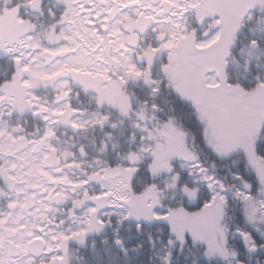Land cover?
<instances>
[{
	"label": "trees",
	"instance_id": "obj_1",
	"mask_svg": "<svg viewBox=\"0 0 264 264\" xmlns=\"http://www.w3.org/2000/svg\"><path fill=\"white\" fill-rule=\"evenodd\" d=\"M12 3L20 7L21 22L32 27L49 24L44 3L38 10L29 0ZM3 4L0 0V10ZM247 13L217 85L202 79L190 87L185 69H170L143 82L118 66L114 84H105L102 97L89 99L86 89L79 90V100H91L90 107L73 104L71 112L66 108L56 115L51 148L73 146L93 177L83 208L74 211L79 215L92 207L87 213L92 224L80 233L78 251L68 264H264V113L248 149H216L210 134L236 89L243 94L264 87V0H257ZM4 15L7 20L13 16ZM9 53L0 50V116L12 124L11 113L16 112L10 111L12 103H5L7 87L23 76ZM18 87L24 100L30 90L44 106L55 104L48 81L27 90ZM22 96L14 101L25 111L19 130L41 140L44 114L30 106L32 111L28 100L21 106ZM94 101L97 105L92 106ZM94 108L97 115L90 112ZM89 115L93 121L72 126L71 118ZM112 178L120 181L124 193L115 199L117 206L111 202L114 194L120 195L103 186ZM5 180L1 170L0 210L8 190ZM183 189L195 194L194 202ZM180 224L216 228L221 245L212 233L211 239L197 238Z\"/></svg>",
	"mask_w": 264,
	"mask_h": 264
},
{
	"label": "flooded vegetation",
	"instance_id": "obj_2",
	"mask_svg": "<svg viewBox=\"0 0 264 264\" xmlns=\"http://www.w3.org/2000/svg\"><path fill=\"white\" fill-rule=\"evenodd\" d=\"M1 1L4 4L0 10V50L18 51L20 50V46L17 44L18 40L23 36H31L30 30L32 29L30 28L32 26L20 21V7L12 3L21 0ZM43 1L49 23L46 39L55 28L64 25L62 15L65 5L71 2L72 6L77 7L80 23L84 27L82 29L90 30L88 36L93 40L98 39L95 46L97 50H102L104 58L94 60L93 64L108 68V72H106L108 82L115 81L118 66L124 71L132 72L137 79L143 82H148L151 77L158 79L171 71L170 69L182 70L193 65L198 67L201 65L200 68H206L208 66L200 59L206 53L209 55L216 51L222 44L228 51L244 18L241 12L243 0H238V4L234 0ZM4 14H12V19L7 20ZM232 32L234 33L232 34ZM62 44L58 38H55L54 43H46L44 46L57 51L56 47L63 46ZM203 44L205 45L200 46ZM73 54L74 50L59 51L48 62L52 65L56 62L66 61ZM226 60L227 56L225 59L220 57L217 61L215 60L213 67L221 66L222 68L218 72L210 69L206 74L214 77L216 85L222 81L221 75H223V68L227 63ZM13 63L16 64L14 61ZM65 67H68V64H65ZM62 72L58 78L72 82L70 95L73 103H71L72 101L67 103L66 96L64 101L60 100L62 104H66L64 109L68 108L71 112L73 104L78 107H90L91 100L87 102L79 100V90L84 88L78 82L80 80V77L77 78L78 74L73 73L74 78H71L68 70ZM14 76L13 74V78ZM119 77L123 76L119 74ZM46 81L51 83L53 89L55 79ZM13 83L9 86L12 87ZM9 86L7 87L8 95L10 94ZM105 89V84L94 86V89L92 88L88 92L89 99L91 95L95 99L102 97ZM96 102L94 101L92 106L97 105ZM30 109L33 110L31 107ZM95 109L97 108L90 112L98 114L99 111H95ZM23 122H25L24 117H22ZM22 136L26 137L18 133L15 139ZM26 138L29 147L42 144L43 148L36 154L35 159H40L42 169L52 174L55 181L47 183L49 191L42 189L36 191H39L38 196L42 200L41 203H37L38 200L36 201L34 198H26L25 203L29 202L31 207L23 210L22 205L12 209L13 212L19 213L20 223L26 221V223L31 222L32 226L36 225L34 227L36 230L33 231L36 235L35 238L28 239L24 247H21L19 242L22 227L15 230L17 233L15 236L9 238L4 235L3 231L9 229V226L6 223H0V264L19 262L24 257L29 259L28 264H68V259L74 258L73 251H78V246L75 245L80 233L92 224L91 216L88 217L87 214L91 213L92 207L88 206L87 213L85 210L79 215L74 214L76 209L82 207L83 200L87 195V182L93 178L91 169L84 164L85 158L82 159L80 156L74 155L75 148L73 146L62 151L52 148L45 151L44 143ZM73 145L75 146L74 143ZM79 151L82 150L79 149ZM49 157H52L54 161L47 166L46 161ZM23 164L24 162H22ZM26 166L28 171L31 165L26 164ZM80 223H82L81 231H73L72 228H76ZM51 232L65 234L64 238L57 241L56 247H54V254H57V258L52 262L46 258L50 255L47 252L46 238ZM36 240L42 241V250L38 257L33 258L30 256L29 245ZM11 246L18 248L19 255L17 257L10 255ZM4 252H6L5 255Z\"/></svg>",
	"mask_w": 264,
	"mask_h": 264
},
{
	"label": "rangeland",
	"instance_id": "obj_3",
	"mask_svg": "<svg viewBox=\"0 0 264 264\" xmlns=\"http://www.w3.org/2000/svg\"><path fill=\"white\" fill-rule=\"evenodd\" d=\"M248 1H251L250 5L247 3ZM30 2L33 3L29 6H32L33 9L37 10L43 3H45L43 0H31ZM234 2L238 4V0H234ZM254 2L257 3V0H245V2L243 0V4L245 3L247 8L246 5H244V9L242 6L241 12L243 16L246 14V19L249 18V13H247L249 9L255 6ZM62 17L64 18V25L55 28L53 33L49 35L48 39H46L48 25L45 27L42 25L39 27L33 26L30 28L32 29L30 30L31 36H23L18 40L17 44L20 46V50L9 51V55L13 57L15 62H18L19 71L23 77L19 79V83H14L12 87L9 86L10 96L9 98H5V103L13 102L10 109L11 112H16L11 113L13 123H8L9 120L7 118L6 120H2L0 116V171L3 170L6 173V180L2 184L5 185V189H8L4 204L5 206L3 207L4 209L0 210V223H6L9 226V229L13 231L22 227L21 235L19 236L21 247L25 246L28 239L35 238L36 235L33 231L36 230L34 228L36 225L32 226L31 222L26 223V221L20 223L19 213L13 212L12 209H14L15 206L21 207L24 205L26 198H34L36 201L38 200L37 203H41L42 200L38 196L39 191H36L39 189L49 191L46 185L48 182L55 181V177L42 169L40 159H35L36 155L31 153L32 147H29L21 153H15L12 150L11 142L16 138L18 133L22 134L19 127L21 126L22 116L25 114V111L18 106V102H14L23 95V92L18 85L23 86L27 90V87L34 86L36 83L38 84V82L42 83L49 79H55L53 91L57 94V97L54 100L55 104L53 106H44L38 101V99H36L30 90L26 93L25 97V100H28L29 102L28 107L33 106L36 111L44 114V116L40 117L44 122V135L41 137V140H38V142L44 143V150L48 151V149L52 147L50 141L51 126L56 119V115H58L66 106V104H62L59 101V98L67 96V103L69 100L71 101L70 92L72 82L58 78L61 73H63L62 71L68 70L70 76H74L73 73H77L79 77H83V80H80L83 84L82 87L84 88L82 91L86 89L87 93L90 91L89 87L91 85V88L94 89V86L97 87L101 84H114V82H108L106 79V72H108L107 67L93 64L94 60L103 57L102 50L96 49L95 42L98 39L93 40L88 36L90 30L82 29L84 27L83 24L80 23L77 7L72 6L71 2H68V4L65 5ZM233 33L234 32H232V34ZM55 38H58V41L63 43V46L60 45L56 47L58 48L57 51L48 49L44 46L46 43H54ZM45 40L46 42H44ZM204 45L205 44L200 46ZM225 49L226 46L222 44V46L218 47L216 51L211 52L209 55L206 53L205 56L200 59L202 60L201 62L208 67L200 68L201 65H199V67L193 65L192 67L185 69L184 72L188 73V77H186L187 79L185 81L189 82L190 87L196 86L199 80L201 81L202 79H205L210 86L216 85L214 84L216 82L214 77L207 76L206 74L208 70L215 69V67H213L215 60L217 61L220 57L225 59L227 53V50ZM65 50H74V54L69 56L66 61L56 62L52 65L49 64V59L53 58L56 52ZM106 53L110 54L108 51H106ZM65 64H68V67H65ZM104 81L107 82L105 83ZM18 90H20V93ZM229 98H232L231 102L225 103L222 106L223 114L220 117L218 125L213 128L210 134L213 142H215L216 149H248L249 139L254 138L255 133L257 132L258 123L264 113V87H259L257 90L245 92L243 94L239 93L236 89ZM90 99H93V97H90ZM25 100L24 96H22L19 104L22 106L25 104ZM93 119V115H89L85 118L73 117L70 121L73 127L80 128L84 124L93 121ZM22 162L31 165L28 171L25 169L26 171L24 172L20 169ZM256 171L259 172L260 175H263L262 168H258ZM103 186L106 190H112L114 193L120 195L116 196V194H114L111 202L112 206H117L115 199L124 195L120 181L114 178L110 180L108 179ZM182 193L187 195L191 202L195 201L194 193H188L185 189L182 190ZM81 225L82 223H80L73 231L80 232L82 229ZM176 225H178V223ZM196 225L197 226L195 227L194 225L180 224V227L184 230L188 229L186 231L197 238H210L208 235L212 233V236L215 237V241L220 244V234H217L218 232L216 231V228L210 229L203 225ZM207 225L209 224L207 223ZM64 236V233L51 232L46 238L48 242L47 252L50 253L46 258L50 259L51 262L57 258V254H54V247H56L57 241L62 240ZM5 254L6 252H4V255ZM28 263L29 259L27 257L22 258L19 262H11V264Z\"/></svg>",
	"mask_w": 264,
	"mask_h": 264
},
{
	"label": "water",
	"instance_id": "obj_4",
	"mask_svg": "<svg viewBox=\"0 0 264 264\" xmlns=\"http://www.w3.org/2000/svg\"><path fill=\"white\" fill-rule=\"evenodd\" d=\"M65 54V53H64ZM64 54H61V56H64ZM66 99L65 96H62L60 98L61 101H64ZM28 141L25 137H20L18 139H15L12 141L11 143V147H12V150L13 152L15 153H21L23 152L24 150H26L28 148ZM42 150V145L41 144H36L33 148H32V154H38L40 151ZM53 158L52 157H49L46 161V165L49 166L52 162H53ZM26 163H24L22 166H21V170H25L26 169ZM53 199V198H52ZM51 199V200H52ZM54 200V199H53ZM29 207H31V204L29 202L25 203L23 206H22V209L23 210H26L28 209ZM4 235L6 237H13L15 236L17 233L16 231H13V230H10V229H4ZM11 251H10V255L13 256V257H17L19 255V250L18 248L14 247V246H11ZM42 250V241L41 240H36L34 242H32L30 245H29V252H30V256L33 257V258H36L39 256V253L41 252Z\"/></svg>",
	"mask_w": 264,
	"mask_h": 264
}]
</instances>
